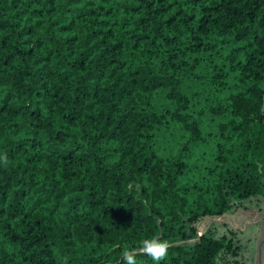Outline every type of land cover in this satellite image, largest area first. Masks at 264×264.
Listing matches in <instances>:
<instances>
[{"label": "trees", "instance_id": "16d2710c", "mask_svg": "<svg viewBox=\"0 0 264 264\" xmlns=\"http://www.w3.org/2000/svg\"><path fill=\"white\" fill-rule=\"evenodd\" d=\"M260 126L264 0H0V264H264Z\"/></svg>", "mask_w": 264, "mask_h": 264}, {"label": "clouds", "instance_id": "9594fccd", "mask_svg": "<svg viewBox=\"0 0 264 264\" xmlns=\"http://www.w3.org/2000/svg\"><path fill=\"white\" fill-rule=\"evenodd\" d=\"M3 159H6L4 157ZM169 244L167 241H160L159 239L153 238L142 242L143 252L150 256L154 264H160L168 255ZM123 259L125 264H135L133 255L125 251L123 253Z\"/></svg>", "mask_w": 264, "mask_h": 264}, {"label": "rangeland", "instance_id": "374dc122", "mask_svg": "<svg viewBox=\"0 0 264 264\" xmlns=\"http://www.w3.org/2000/svg\"><path fill=\"white\" fill-rule=\"evenodd\" d=\"M252 136L255 147L264 153V128L262 126L254 128Z\"/></svg>", "mask_w": 264, "mask_h": 264}]
</instances>
